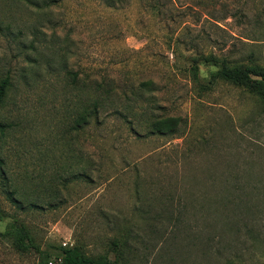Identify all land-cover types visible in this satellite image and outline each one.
<instances>
[{
    "label": "rangeland",
    "instance_id": "374dc122",
    "mask_svg": "<svg viewBox=\"0 0 264 264\" xmlns=\"http://www.w3.org/2000/svg\"><path fill=\"white\" fill-rule=\"evenodd\" d=\"M49 1L13 11L41 33L38 55L0 40V264H58L70 248L114 264H264L260 101L216 66L188 70L197 55L264 68V0H163L161 16L151 0ZM66 39L83 99L103 100L73 133ZM151 115L173 133L151 132ZM19 227L38 252L14 246Z\"/></svg>",
    "mask_w": 264,
    "mask_h": 264
},
{
    "label": "trees",
    "instance_id": "16d2710c",
    "mask_svg": "<svg viewBox=\"0 0 264 264\" xmlns=\"http://www.w3.org/2000/svg\"><path fill=\"white\" fill-rule=\"evenodd\" d=\"M100 1L110 6L109 4H113L115 1L118 2L119 0ZM161 1L163 0L148 1V6L157 16L163 14L164 5L161 4ZM50 3L49 0H44L43 2L40 0H0V40H5L8 45H14L16 51L23 52L16 54L17 56L28 55L31 51L34 52L33 55H38L39 41L42 40L39 36L41 33H39L32 24L18 20L14 12L20 7H25L28 10L37 12L38 9ZM28 33L31 38L27 40ZM67 43L66 39V120H68L66 130L73 133L83 127L92 115L96 114V108L101 106L103 100L97 96L90 101L83 99V94L86 88H89V85H86L85 81L79 79L78 73L71 71V69L67 67ZM191 62L192 65H190L188 69L191 73V77L194 78L195 76L198 62L216 66L215 75L219 80L235 87L242 88L249 94L255 96L260 101L262 111L264 112V68L257 65L254 59L249 58L247 65H241L236 62H229L223 58L218 60L213 55H197ZM1 69H4V67H1ZM1 69L0 110L12 87L11 75L7 70L1 71ZM84 83L85 86L83 87ZM103 83L104 80L100 84H97L96 87L100 88ZM144 84L142 83V85ZM93 91L94 93L96 91L98 92V90L95 91V89H93ZM84 102L90 105H86ZM147 125L151 132L158 135L172 134L176 128L175 119L170 117L157 118L152 115L149 117ZM8 126L9 125L2 122L0 115V148L1 139L5 136ZM16 233L17 237L14 240V246H16L19 251L25 252L30 247L33 248L35 252H38L36 246L29 244L30 242H24L28 239V236L23 227L17 228ZM59 259L60 261L58 264H114L108 259L93 260L86 258L75 248L63 249Z\"/></svg>",
    "mask_w": 264,
    "mask_h": 264
},
{
    "label": "built area",
    "instance_id": "2783aa9c",
    "mask_svg": "<svg viewBox=\"0 0 264 264\" xmlns=\"http://www.w3.org/2000/svg\"><path fill=\"white\" fill-rule=\"evenodd\" d=\"M55 261L59 262V261H60V259H59V258H57ZM47 263H48V264H52V262H51V261H48Z\"/></svg>",
    "mask_w": 264,
    "mask_h": 264
}]
</instances>
